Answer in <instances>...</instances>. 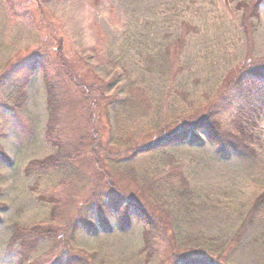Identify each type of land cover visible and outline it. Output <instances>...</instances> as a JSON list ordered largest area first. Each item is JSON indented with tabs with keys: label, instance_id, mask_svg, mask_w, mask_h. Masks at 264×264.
Here are the masks:
<instances>
[{
	"label": "rangeland",
	"instance_id": "374dc122",
	"mask_svg": "<svg viewBox=\"0 0 264 264\" xmlns=\"http://www.w3.org/2000/svg\"><path fill=\"white\" fill-rule=\"evenodd\" d=\"M239 2L253 0H0V148L10 159L0 158V264H21L18 246L8 244L13 220L27 225L50 222V205L33 192L35 182L43 191L62 188L56 176L25 174L29 162L55 151L45 137L44 70L61 95L58 129L67 135L64 142L72 144V153L91 156L99 145H107L110 115L119 122L134 121L130 126L138 132L166 116H181V127L203 115H192L193 106L204 107L218 97L224 76L236 63L246 58L252 64L264 62V0L259 17L247 20L252 27L249 39ZM184 22L191 30L180 54L182 69L172 78V60L165 49L180 36ZM15 70L30 79L23 90L25 101L13 112L6 107L14 84L7 78L14 77ZM130 88L136 95L131 101L126 97ZM141 89L146 91L145 100L139 97ZM125 100L128 104L122 112L119 105L124 106ZM235 109L221 113L226 127ZM250 116L257 124L249 130L259 149L257 160L235 154L220 157L204 131L198 132L202 143H181L138 159L137 176H156L155 169L164 171L170 162L178 164L201 196L191 211L177 208L167 187L163 194L157 192L159 183L152 185L150 193L151 178L140 182L118 170L102 176L95 165L86 170L81 185H72L65 193L69 197L61 191L53 193L69 219L84 209L91 194L101 200L119 194L146 202L157 231L150 235L153 253L139 254L144 246L143 222L133 217L124 230L118 212L103 210L112 232L90 235L80 230L69 240L73 226L62 228L66 220H56L46 226L52 239L42 241L24 264H172L173 252L179 253L185 245L197 249L206 242L229 239L240 226V209H248L264 183V105ZM153 140L148 137L145 143ZM96 206L90 213L94 222ZM234 246L216 253L222 260L226 256L225 264H264V220ZM189 252L204 253L201 248Z\"/></svg>",
	"mask_w": 264,
	"mask_h": 264
},
{
	"label": "trees",
	"instance_id": "16d2710c",
	"mask_svg": "<svg viewBox=\"0 0 264 264\" xmlns=\"http://www.w3.org/2000/svg\"><path fill=\"white\" fill-rule=\"evenodd\" d=\"M261 2L262 0H253L251 4L249 2H239L237 4V8L243 12L242 24L245 26L247 39L250 37V30L252 28H249L247 20H250L251 16L259 17ZM190 30L189 23L184 22L180 36L174 40L171 45L172 47L168 46L169 48L165 49L166 54L171 56L172 60L170 68V77L172 78L176 76L177 70L182 69L179 64V61L181 62L180 54ZM148 59L152 62L153 57L149 55ZM250 62H252L250 58H246L231 67L223 78L224 82L219 87L221 92H219L218 97L209 99L207 105L204 107L193 106L192 115H201V113L203 115L197 118L196 121L189 120L187 123L185 122L181 127L178 126L179 122L183 120L179 119L181 116L176 115L171 118L166 116L164 119L160 118L157 120L156 124H151L152 126L148 130L143 128L138 132L132 130L130 126L134 121L131 124L130 121L119 122L117 118L112 119L110 115L107 118V125L110 126L107 145H99L95 153L92 152L93 155L91 156H87L86 152L80 151L72 153V144L64 142L67 135L58 129V124L60 123L58 118H60V113L63 110L60 102L61 95H58L56 85L50 81L48 72L44 70L43 78L47 93L48 110L45 137L52 144L55 151L42 160L36 159L29 162L25 168V174L29 176L36 175V177L37 175L38 177L56 176L59 178V184L62 185V188L43 191L39 189V183L35 182L37 186H32V190L37 195V198L50 205V222L48 224L35 223L27 225L16 220L11 222V235L8 244L9 246H18L21 252L20 263L24 264L25 258H29V253L35 252L42 241L52 239L50 238L52 234L49 233L52 231H49L46 226L53 224L52 222L56 220H58L57 222L60 221V223L66 220V224L63 223L64 226H60L62 228L68 225L73 226L71 235L68 237L69 240L74 239V235L80 230H85L90 235H96L99 231L112 232L113 225L103 210L118 212V223L124 230L130 226L133 217L143 222L145 225V238H143L144 246L141 247L139 254L143 256L145 252L153 253L154 249L150 245V240L157 231H154V222H151L146 212V202L143 205L137 202V200L121 197L119 194H109L105 199L101 200L99 195L91 194L85 203L84 209L77 212L78 214H75L76 217L69 219L66 216L67 212L61 206L60 201H58L60 198L57 199L53 193L61 191L65 194L75 184L77 188L79 184L81 185V181H83L82 176L86 173V170L90 166L94 167L95 165V171H98L99 175H101V172L102 176L103 174L109 176L110 172L116 173L118 170L120 172L127 171L138 181L140 179V182L151 178L150 182H148L149 185L146 184L149 187L150 193H153L151 190L153 188L152 185L159 183L157 192L163 194L165 192L164 189L167 187V190L172 192L174 204L177 208L184 207V210H193L192 207L197 204L196 199L201 198V196L198 190L188 184L178 164L170 162L164 171L161 168L155 169L154 174L156 176H151L150 173H147V175L142 174L140 177L137 176L136 163L142 155L144 156L155 151H164L181 143H202L203 139L199 136V131L205 132L220 157L227 158L235 154L238 157H249L253 160L260 158L259 149L253 144L255 138L253 133H249V130L251 127L257 126L256 121L252 120L250 116L251 112L259 108V106L264 105V62L258 64ZM15 71L12 73V75H15L14 77L7 78L14 83L12 86L13 93L10 96L11 99L6 103V107L13 112L18 111V108L25 101L26 95L23 90L30 79L29 75L24 74H22L24 77L22 80L15 79L22 77L21 74H18L17 70ZM7 75L8 73H5L4 77ZM128 92L126 96L129 98L128 100H134L136 96L134 89L130 88ZM145 96L146 91L141 89L139 97L145 100ZM113 98V100H117L118 102V98L114 96ZM143 102L138 103V106ZM127 104L128 102L125 100L124 106L119 105L122 112H126ZM230 107L236 109L230 126L226 127L221 123L220 116L222 112ZM116 111L118 112V109ZM151 136L154 140L145 143V140ZM0 158L7 162L10 161L6 152L1 148ZM65 195L69 197L68 194ZM201 203L205 204V200ZM248 203V209L244 211L240 209V226L237 231L232 233V237L227 240H214L212 243L211 241L206 242L205 246L200 245L197 249H203V255H195L189 252L190 249H197L193 246L188 245V247L185 245L179 253L173 252L172 264H225L226 256L222 260L216 253L222 250L226 252L228 248L230 249L236 245L233 247L235 249L251 229L264 220V183L262 190L256 193ZM93 206H96L97 222L92 221L90 217V213L94 211ZM1 213L2 211H0V223L3 219ZM150 235L152 236L150 237Z\"/></svg>",
	"mask_w": 264,
	"mask_h": 264
}]
</instances>
